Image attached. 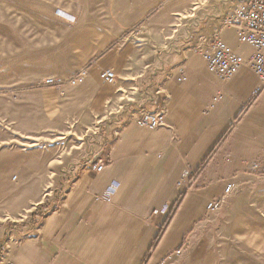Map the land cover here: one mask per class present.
<instances>
[{"label":"crops","instance_id":"1","mask_svg":"<svg viewBox=\"0 0 264 264\" xmlns=\"http://www.w3.org/2000/svg\"><path fill=\"white\" fill-rule=\"evenodd\" d=\"M238 1L208 2L184 39L131 32L122 19L109 23L85 11L70 28L57 10L49 17L59 37L50 33L43 47H20L0 59L1 222L48 202L52 185L66 187L41 220L1 224L0 264H218L228 243L256 255L264 250V223L253 203L264 193V78L243 66L221 82L200 52L215 34L244 55L253 52L225 24ZM179 7H166V15ZM108 68L115 84L99 79ZM49 77L64 84L43 85ZM160 109L167 122L155 129L137 125L132 115ZM53 145L66 148L56 165L46 157ZM98 161L103 170H90ZM17 164L21 178L14 183L8 168ZM186 169L195 177L182 186ZM229 179L238 187L210 212L208 201L223 197Z\"/></svg>","mask_w":264,"mask_h":264},{"label":"rangeland","instance_id":"2","mask_svg":"<svg viewBox=\"0 0 264 264\" xmlns=\"http://www.w3.org/2000/svg\"><path fill=\"white\" fill-rule=\"evenodd\" d=\"M210 1L222 2L225 0H0V59L12 58L14 49L18 53L20 47H25L26 49L30 46L35 47L36 45L43 47L46 45V41L49 40L50 33H52L53 37H59L61 29L53 25L49 17V15L55 14L57 10L66 13L68 17L64 16V18L69 21L70 28L71 24L76 23L77 16L80 13L83 14L85 11V15L88 17L101 18L109 23L112 19L118 20V22L122 19L127 22V26H130L129 31L131 32H141V29L144 28V33L148 32L152 36L154 33L160 32L165 33L166 37L169 34H173L174 39H184L193 36L191 33L194 32V29L190 24L193 22L192 17L196 16V11L200 10L202 14L207 3ZM173 3L178 4L180 9L174 17H170V14L166 15L165 9ZM233 6L234 4L231 3L230 8ZM82 7H86V9ZM53 37L51 38L52 40ZM153 42L156 41L153 40ZM100 73L99 79L104 82L100 78ZM73 122L76 127V121H71L70 124ZM68 131L67 129L65 132ZM56 135L63 136L64 134L57 132ZM57 139L61 140L62 137H58ZM22 145L32 147L35 144L26 143ZM41 146L43 147L45 144H39V147ZM65 149L64 146L53 145L52 151L48 152L46 157L53 159L54 165H56V163H60L59 160H61L63 154H66ZM8 169L10 180L14 183L19 181L21 173L18 164L17 167H10ZM56 170L60 173L59 168ZM182 182H184L181 184L182 186L189 185L187 182L192 184L193 180L185 179L182 174ZM237 187L238 183L236 182L234 190ZM65 189L66 187H61L60 184L52 185V194L49 196L50 198L48 197V202L46 200L39 204L42 206L41 209L38 210V205L28 216H11L8 218V215H5L3 217V219H6L4 222H1L2 219H0V251L2 249L4 252V235L1 224H27V222L31 224L37 220H41L44 216L43 213H47L55 208L54 205L52 206V200L58 197V193L62 194ZM251 191L254 192V189H251ZM23 195L22 191L18 192V194H10V196L14 197ZM252 195L254 193L248 195V198H252ZM256 196V201H253L255 203L254 213L256 218L264 223V193H256ZM12 202L15 201L10 198L7 205L12 206ZM37 212L38 214H35ZM11 218H14V221ZM17 218L18 220H16ZM149 257H146L144 263H146ZM218 264H264V250L259 255H256L242 243H228L221 253Z\"/></svg>","mask_w":264,"mask_h":264},{"label":"built area","instance_id":"3","mask_svg":"<svg viewBox=\"0 0 264 264\" xmlns=\"http://www.w3.org/2000/svg\"><path fill=\"white\" fill-rule=\"evenodd\" d=\"M226 26L236 29L237 36L242 43L249 45L253 52L250 55H244L232 48L219 34H215L207 45L200 47L201 55L204 59L206 69L221 82H226L233 78L243 66L250 67L254 72L264 78V0H241L238 1L225 15ZM81 70L69 83L76 84ZM100 78L107 84H115L117 81L116 73L112 69H105L100 73ZM185 78L184 72L178 79ZM45 86L61 87L64 82L57 81L52 77L46 78L42 82ZM223 96V93L217 95L214 100L217 101ZM132 115L139 126L155 129L166 124V113L164 109L157 111H134ZM104 162H94L89 168L92 171L100 172L103 170ZM259 165H255L258 168ZM183 177L187 180H193L195 177L191 169L183 172ZM187 184H190L187 182ZM236 186L233 179L226 181L223 197L214 198L208 201L207 209L210 212H217L224 204L226 196L230 195ZM113 189L108 191V199L111 200ZM158 212V211H155Z\"/></svg>","mask_w":264,"mask_h":264},{"label":"trees","instance_id":"4","mask_svg":"<svg viewBox=\"0 0 264 264\" xmlns=\"http://www.w3.org/2000/svg\"><path fill=\"white\" fill-rule=\"evenodd\" d=\"M178 203H179V201H178ZM41 208H42V206L39 205L38 210L41 209ZM42 213H43V211H42ZM175 213H176V211L171 212V214H170L169 217H168V220H167L166 226H167V225L169 224V222L174 218ZM35 214H38V212L35 213ZM43 214L45 215L46 213H43ZM161 234H162V232L160 233V235H158V237H157L155 243L152 245L150 251L148 252L147 257H149V256L151 255V252H152L153 248L158 244L157 242L159 241V239H160V237H161ZM2 253H3V250L1 249V251H0V257L2 256Z\"/></svg>","mask_w":264,"mask_h":264},{"label":"water","instance_id":"5","mask_svg":"<svg viewBox=\"0 0 264 264\" xmlns=\"http://www.w3.org/2000/svg\"><path fill=\"white\" fill-rule=\"evenodd\" d=\"M101 153H98L95 157V159H97L98 157H100Z\"/></svg>","mask_w":264,"mask_h":264}]
</instances>
